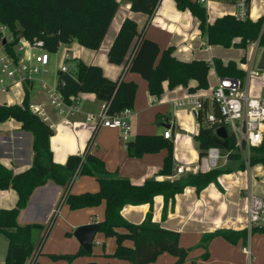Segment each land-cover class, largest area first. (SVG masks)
<instances>
[{
	"label": "crops",
	"instance_id": "crops-1",
	"mask_svg": "<svg viewBox=\"0 0 264 264\" xmlns=\"http://www.w3.org/2000/svg\"><path fill=\"white\" fill-rule=\"evenodd\" d=\"M118 1L119 8L100 47L96 50L90 49L74 40L70 42V60H83L86 64L99 65L110 79L136 82L138 90L134 106L131 108L133 113L129 117L132 127L130 139L137 134L164 136L165 130L171 129L173 137L166 139L173 142V171L180 164L195 166L198 162L188 160L185 153L189 149L193 156L199 155L200 159L197 140L200 123L193 113L192 100L196 95L208 94L207 90L212 91L217 86L219 75L215 68L217 81L214 83L209 73V87L206 89L191 90L197 85L195 80H191L186 86L179 85L175 88H171L169 82L165 81L164 92L157 96L150 92L148 81L140 73L127 71L124 64L112 63L108 56L109 49L124 19L131 18L137 22L140 31L145 30L146 37L159 44L161 50L173 47V54L180 60L203 59L212 62L217 54L222 56L220 59L225 64L236 60L221 49L212 51L209 44L204 46V41L200 38L197 18L188 9L181 10L176 0H160L152 16L132 11L128 0ZM222 4H226L231 10L219 11L222 6L212 3L208 7V15L211 16L210 11L213 10L215 14L210 22L219 16L233 12L232 4L226 2ZM249 12L250 17L255 20L264 16V0H250ZM147 20L148 25L144 26ZM182 28L185 31H191V38L181 37L180 29ZM21 44L24 45V50L19 53L22 59L31 58L36 51H39L32 49L26 40H21ZM236 62L243 68L238 61ZM59 80L58 69L57 75L52 78V85L58 84ZM15 86L24 87L23 92L21 89L17 90V95L24 93L23 98L19 100L11 98L4 103H22L26 93L29 94L30 102L45 101V98L41 99L43 94L40 95V92L36 90L32 91L35 96V99H32V92L27 89L26 84ZM175 102L184 104L177 105ZM101 105L102 102L95 94L82 93L81 110L73 116L65 118L54 107L47 108L50 117L48 124H54V134L50 138L54 161L64 165L70 155H82L89 149L90 153L105 162L106 169L111 174L127 178L134 184H142L150 178L169 179L173 171L169 175L160 174L169 154L168 148L133 157L130 156L127 141L122 138L119 129L108 127L95 129L94 122L88 123L87 115L99 113ZM182 106H188L189 111L180 109ZM33 143L32 133L24 131L20 122L12 118L0 122V162L5 166L16 172L30 167L34 158ZM239 165V162L229 161L224 157L219 168L229 170L218 177L217 183L212 182L200 193L194 187L186 188L183 193L176 195L173 202L169 203L165 213L164 197L158 195L153 205L149 203L128 205L123 209L122 214L128 221L140 224L151 210L155 223L162 228L179 232L180 245L188 251V257L183 264H264V223L250 228L247 214L248 193L252 192L264 197V163L251 165L248 169L240 168ZM99 189V181L94 175L83 174L71 187L72 193L75 194L96 192ZM63 193L64 188L52 180L36 188L27 207L21 211L19 222L47 224L57 209ZM17 200L18 194L15 190H0V210L5 207H14ZM105 208V201L98 206L80 209H71L68 204H63L41 247L40 254L35 259L29 258L25 264H86L91 261L99 264H131L128 260L114 257L117 248L116 238L107 237L100 230L94 241V244L97 241L100 245L99 249H94L93 244L90 255H79L70 262L67 259L52 258V255L77 253L83 246L75 236V230L82 225L100 223L105 217ZM218 230L246 231L247 238H241L236 243L230 242L221 235L205 239L206 235ZM119 231L124 229L119 228ZM43 236L44 232H38L35 239L39 241ZM127 244L133 246L132 242ZM8 246V238L0 232V264H5ZM246 247L251 248L250 257L245 252ZM150 264H177V257L165 252Z\"/></svg>",
	"mask_w": 264,
	"mask_h": 264
},
{
	"label": "trees",
	"instance_id": "trees-1",
	"mask_svg": "<svg viewBox=\"0 0 264 264\" xmlns=\"http://www.w3.org/2000/svg\"><path fill=\"white\" fill-rule=\"evenodd\" d=\"M128 1L132 11L150 16L160 2ZM176 2L181 10L188 9L197 18L200 30L207 34L209 44L244 49L258 42L259 46L264 48V16L256 20L251 17L239 20L232 14H225L213 22H208V13L204 6L192 0ZM118 8V0H0V24L6 25L13 37L6 42L5 48L16 59H19V54L15 48L22 38L29 41L43 40L45 49L50 53H56L61 44L74 40L96 50L100 47ZM132 55L133 58L129 61ZM108 56L112 63L124 64L127 71L140 73L148 81L150 92L157 96L164 92L165 81L169 82L171 88L186 86L191 80L197 83L191 90L208 88L212 65L221 77L244 78L246 75V70L233 60L227 64L220 58H215L212 62L203 59L180 60L173 54V47L161 50L159 44L146 37L145 30L140 31L137 22L131 18L124 19ZM75 62V68L70 67L67 72L59 69L60 79L65 82L62 92L66 98L78 93H93L102 103L108 104V113L111 115L125 108H133L138 90L136 82L113 80L104 74L99 65L86 64L83 60ZM208 110L209 104L205 103L198 117L200 127L197 140L200 155L209 147H219L224 153H228L229 161L239 162L240 168H245L241 155L232 152L235 149L234 137L229 136L228 146L225 147L224 140L215 132L218 124L206 123ZM213 110L219 115L215 104ZM11 118L20 122L24 131L32 133L34 158L30 167L19 172L0 162V190L13 189L18 194L14 207L0 210V232L9 240L5 264H25L29 258L35 259L40 254L43 242L63 204H68L71 209H80L98 206L103 201L106 208L105 217L99 223L100 231L107 237L116 238L114 257L128 260L131 264H150L166 252L177 257V264L186 261L188 251L180 245V233L155 223L151 210L140 224L128 221L122 211L128 205H153L155 197L162 195L165 200V213L177 194L183 193L188 187H194L200 193L212 182L217 183L218 177L229 169L218 167L207 173H190L180 179L150 178L142 184H134L127 178L111 174L106 169L105 162L90 153L89 149L82 155H70L64 165L57 164L50 146L54 129L31 110L28 93L22 103H0V122ZM127 147L133 157L168 148L169 154L160 174L172 173L173 142L163 135L137 134L127 141ZM251 163H264V143L259 148H253ZM78 167H81L80 175H94L97 178L100 184L98 191L72 193L71 177ZM50 180L64 188L56 212L47 224H21L19 215L27 207L33 192ZM119 228L124 231H119ZM38 232H44V238L39 241L35 239ZM216 235H221L232 243L247 238L246 231L218 230L206 235L205 239ZM127 242H132L133 246H129ZM90 254L91 252L81 247L75 254L52 255V258L72 260L79 255ZM86 264L99 263L91 261Z\"/></svg>",
	"mask_w": 264,
	"mask_h": 264
},
{
	"label": "built area",
	"instance_id": "built-area-1",
	"mask_svg": "<svg viewBox=\"0 0 264 264\" xmlns=\"http://www.w3.org/2000/svg\"><path fill=\"white\" fill-rule=\"evenodd\" d=\"M200 5L204 6L208 11V7L216 1H225L232 4L234 7L231 13L239 20H244L250 17L249 3L250 0H195ZM0 61L2 63V72L6 73L8 77L13 79L11 85H5L6 80L0 77V83L3 88L7 89L13 85H24L35 82V74H39L40 70L44 73H48L47 66L50 63V52L44 47V41L41 39H34L33 41L26 40L32 49L39 50L34 53L31 58L16 59L5 48L3 43L12 40L13 37L7 38V32L9 29L6 25L0 24ZM200 38L204 41V46H207L208 39L205 38L203 33ZM20 43L16 46V51L21 53L24 50V45ZM259 46L258 42L253 43ZM71 56L69 52L65 53V59L70 60ZM133 58V55L129 58V61ZM253 60L246 71L244 78L239 77H221L218 78L217 86L211 91L210 94H200L194 96L193 113L199 117L200 111L204 108V104H209V110L206 113V123L211 125L217 123L215 132L218 127L224 126L226 130L235 139V149L232 152L239 153L245 168L251 167L253 148H259L264 143V85L260 86V90L257 94L253 95L251 91V81L263 76L261 68H253ZM61 70L67 72L70 70V66L62 65ZM65 85L64 80L60 79L58 84L52 85L51 83L41 80V88L44 89L48 95V101L30 102L31 110L36 113L46 123H50V117L47 112L49 106L54 107L65 118L67 116H73L79 113L81 110V96L82 93H78L68 98L62 92V88ZM154 101L156 98L154 97ZM175 104L183 105V102H175ZM214 104L218 108L219 115L214 110ZM133 110L131 108H125L115 115L108 113V104L103 102L101 110L97 114H88L87 121L94 122V128L99 129L101 127L119 129L121 136L125 141H129L132 136V127L129 121V117L132 115ZM54 129V124H50ZM165 138H172L173 133L171 129H166L164 132ZM228 158V153H224L219 147H209L200 155L198 164L195 166H186L184 164L178 165L173 173L168 177L170 180L180 179L181 177L190 174L203 172L207 173L213 169L219 167V161L221 158ZM81 167L71 177V182L74 183L80 176ZM57 210V209H56ZM54 211V213L56 212ZM248 225L250 228L260 226L264 223V197L248 193ZM245 252L250 257L252 251L250 247L245 248Z\"/></svg>",
	"mask_w": 264,
	"mask_h": 264
},
{
	"label": "rangeland",
	"instance_id": "rangeland-1",
	"mask_svg": "<svg viewBox=\"0 0 264 264\" xmlns=\"http://www.w3.org/2000/svg\"><path fill=\"white\" fill-rule=\"evenodd\" d=\"M215 3L217 5L222 6V8H220L219 11L231 10L230 7L227 8L228 6H226V4H222V3H225V1H216ZM210 12H211V16H210V14L208 15V19H207L208 22H210V20L212 19V17L215 14L214 10L210 11ZM147 25H148V20L146 21L144 26H147ZM180 32H181V37L186 36L187 38L188 37L191 38V35H192L191 31H188V30L185 31L182 28V29H180ZM202 33L205 36V38H207L206 32H203L202 30H200L199 34H202ZM10 36H11V33L9 31V32H7V38L9 39ZM22 43L24 44V42H22ZM209 46H210V50H212V51H213V49L214 50L215 49H221L222 51L226 52L229 56L234 57V59L236 61H238L246 71L249 70L252 59L254 58L253 68L254 69L261 68L263 71V75H264V65H263V63H264V48L263 47L256 46L254 44H250L247 48H244V49L243 48H237V47L227 48V47H224L221 45H211V44H209ZM255 48H256V51H255ZM66 49L70 53V43L61 44L58 52L50 54L51 61H50L49 65L47 66L48 73H44V72H42V70H40L39 74H35V78H36L35 82H32L31 84H26V87L30 92H32V91L34 92L36 90V91L40 92V95L43 94L42 95L43 97L41 98L42 100L45 98L44 100L48 101V95H47L46 91L41 88V80L42 79L51 83L52 78H54V76L57 75L58 69H61L62 65H64V64L67 66H73V68H75V61L65 59L64 54H65V52H67ZM37 52L38 51H36L35 53H37ZM0 57H1V52H0ZM216 58H222V56L217 54ZM212 66L210 67L209 73H211V77L215 83L217 81V76H216V72L214 70V67H212ZM0 77H3L6 80L5 85H11V83L13 82L12 78L8 77V75L6 73L2 72L1 61H0ZM263 78H264V76L256 79V81L259 80V82H256L255 80L251 81V88H252L251 91H252L253 95H255L259 92L261 85H264V79ZM261 82H263V83H261ZM31 85H33V88H31ZM18 89H21L22 92L24 91L23 86L19 87V86L13 85V86H10L7 90V89L3 88V85L0 83V103L8 102V100L11 98H13L14 100H19L20 98H23L24 93H22V95H17ZM33 92L31 93L32 99H35ZM206 93L210 94L211 89L207 90ZM187 107L188 106H182V107H180V109L186 110L188 112L189 108H187ZM184 152H185V150H184ZM185 153L188 156V160H192V162H199V155H198V157L193 156L189 149H187V151ZM223 161H224V158L222 157L219 161L220 165L223 163ZM43 241H44V239H43ZM99 246L100 245H98L97 241H96L94 244V249H99ZM61 259H64V258H61ZM55 260H57V259H55ZM67 261L70 262V260H68V259H67Z\"/></svg>",
	"mask_w": 264,
	"mask_h": 264
},
{
	"label": "water",
	"instance_id": "water-1",
	"mask_svg": "<svg viewBox=\"0 0 264 264\" xmlns=\"http://www.w3.org/2000/svg\"><path fill=\"white\" fill-rule=\"evenodd\" d=\"M3 43H6V39H4ZM216 133L219 137H221L224 141L225 147L228 146L229 143V134L226 130V127L221 126L218 127L216 130ZM100 230V224L99 223H90L86 225L79 226L74 234L82 244L85 250L88 252H92L93 244L95 241L96 234Z\"/></svg>",
	"mask_w": 264,
	"mask_h": 264
}]
</instances>
